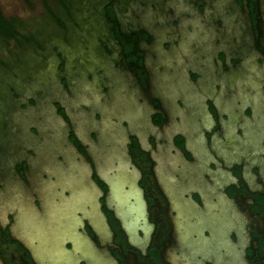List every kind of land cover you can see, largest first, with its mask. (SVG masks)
I'll return each instance as SVG.
<instances>
[{
    "label": "flooded vegetation",
    "instance_id": "1",
    "mask_svg": "<svg viewBox=\"0 0 264 264\" xmlns=\"http://www.w3.org/2000/svg\"><path fill=\"white\" fill-rule=\"evenodd\" d=\"M205 2L195 1L196 15ZM231 6L244 13L253 57L241 43L240 49L218 43L210 57L214 72H244L229 91L216 80L199 97L186 94L199 77L191 66L171 94L156 90L142 45L152 48L155 33L141 24L126 31L112 25L122 46L117 67L146 98L111 104L110 117L121 129L113 127L103 146L94 145L98 125H87L82 136L66 105L54 100L63 127L55 147H27L7 171L0 163V264H264V0H232ZM178 21L170 18L172 26ZM132 36L129 53L124 44ZM171 41L163 37L159 47ZM93 112L96 121L103 115ZM84 175L98 188L107 230L92 225L93 184ZM131 219H137L132 238L124 227Z\"/></svg>",
    "mask_w": 264,
    "mask_h": 264
},
{
    "label": "rangeland",
    "instance_id": "2",
    "mask_svg": "<svg viewBox=\"0 0 264 264\" xmlns=\"http://www.w3.org/2000/svg\"><path fill=\"white\" fill-rule=\"evenodd\" d=\"M109 1L113 2L116 21L124 31L141 24L155 33L152 48L146 42L142 45L146 48L151 82L161 93L171 94L174 82L190 66L199 70V77L195 90L186 91L187 96L199 97L216 80L222 83L220 90L229 91L244 71L240 68L221 74L214 72L210 57L218 43L237 49L241 43L244 53H249L247 57H253L244 13L240 7L231 6L232 0H206L200 15L194 12L196 0H72L71 16L64 17L65 28L45 18V3L62 11L56 0H0L4 14L28 24L24 31L33 30V38L25 45L33 46L41 40V46L34 50L25 46L19 56L9 55L10 50H16L13 39L6 46L0 43V54L9 55L7 64H12L0 67V163L6 171L14 159L25 155L27 147L38 152L55 147L54 136L63 127L58 126L54 117V100L66 105L71 126L82 130V136L87 125H98L95 146L105 145L104 141L111 139L113 127H118L110 117L112 103H139L136 95L143 93L137 90L129 72L117 67L122 46L113 32L116 21L105 15L104 7ZM173 17L179 20L175 26L170 24ZM217 17L223 19L219 27L214 20ZM233 34L236 40L230 37ZM217 36L226 39L218 40ZM163 37L172 39L167 49L159 47ZM95 109L103 113L97 121L92 114ZM130 113L134 115V108ZM32 126L37 130L33 131ZM122 134L119 132V137ZM126 196L119 193L126 209L134 211L136 207ZM134 222L131 219V224Z\"/></svg>",
    "mask_w": 264,
    "mask_h": 264
},
{
    "label": "trees",
    "instance_id": "3",
    "mask_svg": "<svg viewBox=\"0 0 264 264\" xmlns=\"http://www.w3.org/2000/svg\"><path fill=\"white\" fill-rule=\"evenodd\" d=\"M72 0H56L57 3L61 4L62 11L57 10L56 8L53 9L49 4L45 3V18L47 21L55 22V25L58 27H66V23L64 20V17L71 16L70 11V4ZM109 1L104 9H105V15L110 21L115 22L116 16L114 15V9L112 4ZM116 23V22H115ZM28 24L24 23L19 17L16 16H8L2 12L0 9V43L1 46L8 45L10 39L14 40V44L16 47V50H10V54L18 55L20 52H23L22 49L25 48V46L32 48V50L38 48L41 46V40H38L34 43V45H25V43L29 42L31 38H33V30L24 31L23 27H27ZM55 30V29H54ZM119 28H114L113 32L114 35H119ZM132 42L129 44H124L125 49L129 53H134V36L131 37ZM8 55V56H9ZM8 56H2L0 54V67L8 66L10 67L12 64H7L8 62ZM19 56V55H18ZM1 96V95H0Z\"/></svg>",
    "mask_w": 264,
    "mask_h": 264
},
{
    "label": "water",
    "instance_id": "4",
    "mask_svg": "<svg viewBox=\"0 0 264 264\" xmlns=\"http://www.w3.org/2000/svg\"><path fill=\"white\" fill-rule=\"evenodd\" d=\"M82 180L85 181V183H89V184H93V189H92V194L91 197H89V203H90V207H91V222L93 227L98 230V231H102V230H107L108 229V223L106 220V217L104 215V213L102 212L101 208H100V202L98 200V192L96 193V191H98L97 187L95 186L93 180L87 176L84 175L82 178ZM145 208H146V203L144 201V199H139L138 202V211L142 212V219L144 221H146V217H145ZM136 220L135 222L131 224V220L126 222L124 227L125 229L129 232L130 237H133V232L136 233ZM142 228V226H140Z\"/></svg>",
    "mask_w": 264,
    "mask_h": 264
}]
</instances>
